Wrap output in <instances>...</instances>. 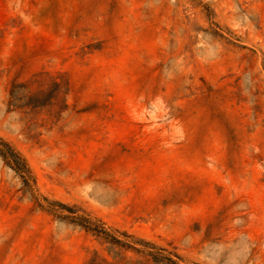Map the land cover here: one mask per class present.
<instances>
[{"label":"rangeland","instance_id":"obj_1","mask_svg":"<svg viewBox=\"0 0 264 264\" xmlns=\"http://www.w3.org/2000/svg\"><path fill=\"white\" fill-rule=\"evenodd\" d=\"M1 141L0 264H86L77 216L264 264V0H0Z\"/></svg>","mask_w":264,"mask_h":264},{"label":"trees","instance_id":"obj_2","mask_svg":"<svg viewBox=\"0 0 264 264\" xmlns=\"http://www.w3.org/2000/svg\"><path fill=\"white\" fill-rule=\"evenodd\" d=\"M34 85L38 88L34 89ZM24 88L29 104L40 95H47L51 101L58 99L62 93L67 94L69 80L64 73L43 71L28 81ZM0 151L7 163L28 183L31 169L22 154L4 141L0 142ZM77 219L98 242V247L89 251L86 264H188L177 252L125 230L106 227L100 219L83 216H77Z\"/></svg>","mask_w":264,"mask_h":264}]
</instances>
